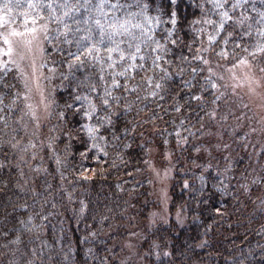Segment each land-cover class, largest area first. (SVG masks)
<instances>
[{
	"label": "trees",
	"instance_id": "obj_1",
	"mask_svg": "<svg viewBox=\"0 0 264 264\" xmlns=\"http://www.w3.org/2000/svg\"><path fill=\"white\" fill-rule=\"evenodd\" d=\"M5 2L0 0V15L6 11ZM109 2L147 3L146 14L154 18L150 34L162 44L172 30L161 62L168 71L164 88L157 97L147 95L153 90L145 83L153 75L149 58L129 85L140 87L121 101L114 126L105 125L99 132L104 139L93 141L83 126L96 121L83 116L78 110L81 102L74 98L88 95L86 87L77 89L86 76L103 87L98 67L70 69L65 53L54 50L57 45L68 50L69 45L59 39L44 40L41 66L53 83L52 100L48 118L38 129L25 107L15 69L10 65L0 69V264H122L123 241L132 235L148 264H264V148L247 140L243 128L252 129L250 120L239 116L240 109L219 76L212 73L216 89L205 86L210 63L196 58L202 55L224 67L248 57L264 69V53L255 47L264 40L258 34L264 30V24L258 23L264 0H245L235 9L234 0H219L228 4L224 10L231 16L224 34L217 37L219 44L209 42L213 28L205 23L219 21L221 9H214V0H176L175 6L169 0ZM21 3L22 8L6 17L14 21L11 25L24 24L27 0ZM42 15L37 24L55 30L57 24ZM230 32L241 46L226 61L215 53ZM226 48L231 51L234 44L229 42ZM155 72L153 86L164 75L159 69ZM186 81L191 87L185 86ZM190 93L201 99L188 102ZM114 95H123L122 89ZM215 97L220 99L213 103ZM69 104L74 106L68 109ZM177 104L182 111L174 110ZM127 105L131 107L125 113ZM93 143L100 148H92ZM151 146L173 155L170 208L185 212L182 226L173 221L148 222L154 207L148 170ZM21 220L26 222L23 227ZM164 251L170 255L164 257Z\"/></svg>",
	"mask_w": 264,
	"mask_h": 264
},
{
	"label": "snow or ice",
	"instance_id": "obj_2",
	"mask_svg": "<svg viewBox=\"0 0 264 264\" xmlns=\"http://www.w3.org/2000/svg\"><path fill=\"white\" fill-rule=\"evenodd\" d=\"M169 2L175 6L176 0H169ZM244 3L245 0H234L231 7L235 9L236 7L243 6ZM23 6L21 0H15V3L12 0H6L2 5L6 11L3 15H0V26H3L6 31L0 32V43L3 45V47H0V56H6L7 60L0 61V69L6 70L9 64L15 63L12 60V55L14 53V45L18 42L12 39L13 37H22L25 33L31 34L30 39L23 41L24 46L31 51V45L38 41L37 33L39 31L44 33L45 41L59 39L61 43L69 45L68 50L60 48L58 45L54 50L65 53V60L70 69L73 67L83 68L89 65L98 67L100 73L98 79L104 82L103 87L101 88L91 75L86 76L83 81L78 82L77 89L82 86L86 87L88 89V95H77L74 98L75 102H81L80 109L78 110L83 112V116L90 121L93 119L96 121L95 125L90 123L83 126L90 140H103L104 137L99 135L100 130L105 125L108 127L114 126L113 117H118L121 101H126L127 94L136 92L137 88L140 87L139 85L129 87V85L135 80L137 71H143L145 69L149 58H151L153 75L147 77L145 83L149 87H152L153 90L147 93V95L157 97L160 91L163 90V82L168 78V71L163 68L161 62L164 59V55L168 52L166 45L167 41L171 39L173 32L172 30L168 31L167 36L164 37L165 43L163 44L150 34L154 18L146 14L148 12L147 3L137 2L135 4L121 5L118 2L110 3L109 0H27V12L24 13L25 27L24 31L21 32L11 28L10 25L14 21L6 20V17H10L15 9L22 8ZM213 7L214 9H221L219 12V21L210 19L205 21V23L211 25L213 28V32L208 36L209 42L216 41L219 44L220 41H217V37L224 34L223 30L226 27V21H230L231 16L227 10H224L228 7L227 3L222 4L219 0H214ZM131 8H135L137 11H130L129 9ZM121 12L123 15L119 14ZM43 13L47 14L50 22L57 24L55 30L50 29L47 24L28 27L29 23L37 25V21L44 18ZM258 15L260 16L258 23L264 24V12H260ZM171 19L172 23L175 24V10L171 13ZM243 23L244 21L241 19V27ZM250 28L251 25H249ZM53 31L56 33L55 36L52 35ZM258 34L264 37V30L259 31ZM171 42L173 44L176 43L174 39ZM229 42L234 44V48L231 51L226 48ZM222 44L223 46H221L220 51L216 52L215 55H218L226 61L232 58V51L241 46L239 40L234 39V34L231 32L224 36ZM261 44H264V40L256 44L255 47L257 51L264 53V47H261ZM153 45L155 46L153 47ZM72 48H74V51L71 50ZM244 50L245 52L248 51L247 48ZM200 51L203 53L206 49H201ZM250 55L254 56L255 53H250ZM196 58L203 60L205 64L210 63V58L204 59L202 55H198ZM184 61L186 62L187 58H184ZM63 62L64 60L61 61V63ZM237 62L246 64L248 61L243 57H239L237 58ZM117 68L120 70L116 71ZM156 69H159L164 75L156 80L153 86V80L156 79ZM106 72L107 76L105 75ZM192 73L195 76L197 69L193 68ZM209 73L210 75L205 77V86L210 85L212 89H216L217 85L212 82L213 74L211 68H209ZM108 77L111 78V83H108ZM120 78L123 79V83H121ZM185 86L191 87L187 81L185 82ZM5 87H8V85H5ZM121 89L123 95H114V92ZM17 98L19 97L14 96V99ZM24 98L28 99L27 95ZM145 99H147V96ZM160 99H163V97H160ZM200 99V95L190 93L188 102L198 101ZM219 99V97H215L213 103ZM136 100H140V96L137 95ZM0 103H3L2 99H0ZM114 105L115 109L113 108ZM73 106L69 104L66 105V108L71 109ZM25 107L31 113V118L34 121L38 120L36 112L32 109V105L26 104ZM130 107V105H127L124 108V112L129 111ZM45 108H47V105H45ZM173 108L176 112L182 111V106H178V104L173 105ZM100 113H103V115ZM63 115L61 113V117ZM0 119L3 118L0 117ZM181 124H183V121H181ZM124 131L127 133L126 127ZM12 146L16 147V144ZM91 147L94 149L100 148L96 143H93ZM196 150L199 151L198 148ZM84 179L87 180L89 177H84ZM188 186L187 182H185L184 187L188 188ZM22 207L26 208V205ZM81 210L83 211V209ZM178 222H180L179 214ZM19 223L22 227L26 224L23 220ZM16 240H19V236L16 237ZM15 242L13 241V243ZM153 247L158 249L159 245L154 244ZM160 255L161 253L157 252V256L159 257ZM162 255L167 257L170 253L164 251Z\"/></svg>",
	"mask_w": 264,
	"mask_h": 264
},
{
	"label": "rangeland",
	"instance_id": "obj_3",
	"mask_svg": "<svg viewBox=\"0 0 264 264\" xmlns=\"http://www.w3.org/2000/svg\"><path fill=\"white\" fill-rule=\"evenodd\" d=\"M39 25L43 24L28 25V27H37ZM10 27L23 32L25 24L10 25ZM4 31L6 29L2 26L1 32ZM37 35L38 41L31 45V51L23 44V41L31 38V34L25 33L22 37L12 38L18 43L14 45V53L12 55V60L15 63L9 64L17 73L23 97L25 95L28 97V99L24 98L25 103L31 104L32 109L36 112L38 120L34 121L32 119L37 123L36 129L40 128L48 118L52 100L50 89H52L53 84L51 77L47 78L41 66L44 33L39 31ZM1 47H3L2 43ZM4 57L7 60V57ZM243 58L248 61L246 64H240L236 61L223 67L219 62H210L209 66L212 68L211 72L219 76V80L225 92L230 94L233 104L240 109L239 116L242 119L247 118L250 120L252 129L249 127L243 128L247 131L243 132L248 136L247 140L251 144L254 142L260 143L261 147L264 148V71L252 58ZM45 105H47V108H45ZM29 114L31 115L30 112ZM148 160L151 191L154 197V207L148 222L154 225L157 222L166 224L169 221H173L182 226L186 222L185 212L180 208L174 210L170 208L171 185L174 173L173 155L151 146ZM178 214L180 222H178ZM139 247L136 235L127 237L122 245V251L124 252V257L121 258L122 264H124V261L128 264H148L146 257L140 253L141 250H138Z\"/></svg>",
	"mask_w": 264,
	"mask_h": 264
}]
</instances>
